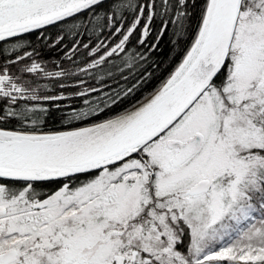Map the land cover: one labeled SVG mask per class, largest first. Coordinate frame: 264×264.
<instances>
[{
  "label": "snow or ice",
  "instance_id": "6c2138e0",
  "mask_svg": "<svg viewBox=\"0 0 264 264\" xmlns=\"http://www.w3.org/2000/svg\"><path fill=\"white\" fill-rule=\"evenodd\" d=\"M0 264H264V0H0Z\"/></svg>",
  "mask_w": 264,
  "mask_h": 264
},
{
  "label": "trees",
  "instance_id": "16d2710c",
  "mask_svg": "<svg viewBox=\"0 0 264 264\" xmlns=\"http://www.w3.org/2000/svg\"><path fill=\"white\" fill-rule=\"evenodd\" d=\"M46 35L48 37H50V43L54 44L56 39H57V36L60 35V33H59L58 29L50 28L49 32ZM72 39H80L83 41V43H90L91 42V46H95L96 43L100 42L99 40H96L95 37L90 38L88 36H80V37L69 36V38L64 41V44L61 45V48L64 50L70 49V47H71L70 40H72ZM101 39H103V37H101ZM31 40L35 43L36 42L35 36L31 37ZM41 43H43V42H41ZM160 47L163 50V54L159 58L164 61L162 67L167 69L166 71H164L160 75V79H163L164 76H166L168 74V72H170L172 70V68L175 67V63L178 62L179 57L177 56L175 58V61L170 63L169 58L174 55V52L170 51L172 46L168 43L167 37L164 38V41L161 43ZM37 50L41 53V58L45 63H47L48 61H51V60L59 61L64 55L63 51L57 50L55 48H53L52 50H49L48 47L40 48L39 45H37ZM82 55L85 57L87 56V52L83 49H82ZM64 66L68 67L69 65L67 63H65ZM49 68H50V70H53L51 68L50 64H49ZM85 79L87 80L88 78L85 77ZM89 82L95 83V81H89ZM121 83H122V81H121ZM158 83H159V80L153 81L152 85L148 89H146L145 91H150L151 88L155 87ZM113 86H115V85H113Z\"/></svg>",
  "mask_w": 264,
  "mask_h": 264
}]
</instances>
